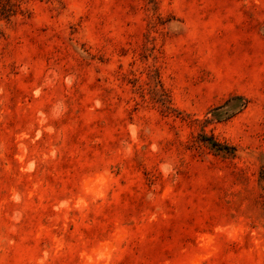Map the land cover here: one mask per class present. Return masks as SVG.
<instances>
[{
    "label": "rangeland",
    "instance_id": "1",
    "mask_svg": "<svg viewBox=\"0 0 264 264\" xmlns=\"http://www.w3.org/2000/svg\"><path fill=\"white\" fill-rule=\"evenodd\" d=\"M262 176L264 0H0V264H264Z\"/></svg>",
    "mask_w": 264,
    "mask_h": 264
},
{
    "label": "trees",
    "instance_id": "2",
    "mask_svg": "<svg viewBox=\"0 0 264 264\" xmlns=\"http://www.w3.org/2000/svg\"><path fill=\"white\" fill-rule=\"evenodd\" d=\"M213 145H218V143H216V142H213ZM263 177V179H264V176H262Z\"/></svg>",
    "mask_w": 264,
    "mask_h": 264
}]
</instances>
